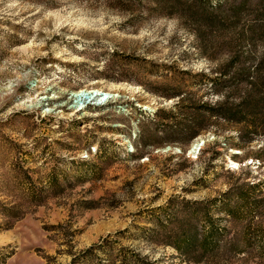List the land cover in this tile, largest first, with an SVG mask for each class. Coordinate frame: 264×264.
<instances>
[{"label": "rangeland", "instance_id": "rangeland-1", "mask_svg": "<svg viewBox=\"0 0 264 264\" xmlns=\"http://www.w3.org/2000/svg\"><path fill=\"white\" fill-rule=\"evenodd\" d=\"M214 57L152 0H0V263L72 264L127 230L124 246L194 264L136 238L154 227L152 209L264 188V136L248 142L242 126L216 119L189 143L165 132L220 100L207 84L224 62ZM27 175L48 195L39 205L24 197ZM230 228L213 264H264V208Z\"/></svg>", "mask_w": 264, "mask_h": 264}, {"label": "trees", "instance_id": "trees-1", "mask_svg": "<svg viewBox=\"0 0 264 264\" xmlns=\"http://www.w3.org/2000/svg\"><path fill=\"white\" fill-rule=\"evenodd\" d=\"M152 1L158 10L185 20L201 41L202 50L212 49L217 57L224 56L216 76L207 80L212 93L220 100L200 105L194 112L196 115L171 126V131H164L182 137L183 142H175L189 143L208 131L212 126L210 121L216 119L242 126L240 138L247 137L248 142L264 136V53L259 56L255 53L264 42V0ZM170 97H180L177 107L186 102L183 94ZM26 177L31 180L29 175ZM51 180H56L53 186H58V179ZM26 192L24 197L37 205L48 196L36 190L31 181ZM262 195V184L244 183L212 199L174 197L165 206L152 209L148 222L154 227H138L140 233L136 238L172 247L188 263H216L231 236L230 225L261 215ZM4 213L10 218L21 216L13 207H7ZM126 232L103 238L75 255L72 264H162L138 248L120 243L119 238ZM232 250L230 247L229 251ZM236 250L241 251L239 247Z\"/></svg>", "mask_w": 264, "mask_h": 264}, {"label": "bare ground", "instance_id": "bare-ground-1", "mask_svg": "<svg viewBox=\"0 0 264 264\" xmlns=\"http://www.w3.org/2000/svg\"><path fill=\"white\" fill-rule=\"evenodd\" d=\"M200 146V141H197V143H194L193 146H192V153L195 154L197 152V148ZM203 146V145H202Z\"/></svg>", "mask_w": 264, "mask_h": 264}]
</instances>
